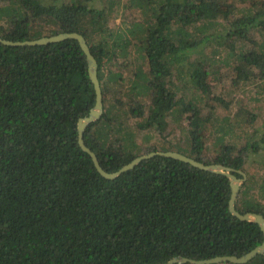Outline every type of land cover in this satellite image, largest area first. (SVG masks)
<instances>
[{
    "label": "trees",
    "instance_id": "obj_1",
    "mask_svg": "<svg viewBox=\"0 0 264 264\" xmlns=\"http://www.w3.org/2000/svg\"><path fill=\"white\" fill-rule=\"evenodd\" d=\"M88 1L3 0L0 37L84 36L97 63L103 111L83 138L101 167L113 172L141 154L172 150L167 142L144 152L148 138L137 141L136 132L153 129L163 137L170 113H188V147L181 153L232 167L237 177L236 170H244L235 208L264 216V174L255 179L244 169L245 155L264 144V131L260 141L240 147L216 140L222 145L206 160L207 134L227 131L224 122L210 124L205 108L223 99L210 91L211 68L191 60L198 52L214 57L229 49L239 82L257 80V74L263 79L264 43L234 49L236 39L248 44L255 30L264 36V2L254 10L237 0H126L123 7L137 8L139 16L109 26L116 3L102 0L105 6L97 8ZM206 43L213 45L207 53ZM173 68L195 86L194 100L184 102L168 85ZM95 96L77 39L0 41V264H156L180 256H241L261 244L259 225L229 211L225 174L155 154L114 178L101 175L77 130ZM241 111L254 121V108L236 114ZM243 264H264V253Z\"/></svg>",
    "mask_w": 264,
    "mask_h": 264
},
{
    "label": "rangeland",
    "instance_id": "obj_2",
    "mask_svg": "<svg viewBox=\"0 0 264 264\" xmlns=\"http://www.w3.org/2000/svg\"><path fill=\"white\" fill-rule=\"evenodd\" d=\"M113 1L116 4L113 6V12L108 17L109 26H114L122 21H129L139 16V11L137 8L129 7V5H127L125 8L123 7V5L126 3V0ZM262 2H264V0H244V2L242 0H237L236 5L240 7L251 6L254 10H256V8H259V5L262 4ZM0 4H4L3 0H0ZM88 4L97 8H103L105 6V3H103L102 0H89ZM142 16L146 17V14ZM247 41L249 42L248 44L245 43V40L241 41L236 39V42L233 41L235 42L234 50L237 51L240 46H245V48L257 47L260 43H264V36L255 30L249 35ZM212 47L213 45L206 43V47L203 50H205L204 52L207 53L212 49ZM234 54L235 53L229 49L223 48L218 53H216L214 57L211 55L202 56V52H198L195 55V58L191 57V60H201L203 62L201 66H203L205 69H208L209 67L211 68L209 70V74L211 76H209L210 91H212L213 95L223 99L222 103L215 104L211 111L207 110L209 107L205 108V112H209L210 124L215 127L221 125L224 122L223 125L225 126V131H227L225 134L220 132L219 135H212L213 133L207 134V138L205 140L207 143L205 158L208 161H210L218 153V148L221 147L222 144L233 143L235 146L240 147L245 143H248L251 139L252 141H260L264 131V92H258L259 87L257 86L258 83L262 88V85H264V78L259 79L260 74H257V80H253L244 84L239 82V79H237L235 76V72L232 67L234 64V61H232ZM186 60L184 61L185 63L183 65L185 68L187 67V62L189 59ZM210 60L213 61L210 62ZM126 72L124 73V77L125 79H128V74H130V72ZM168 80V85L171 88L176 87V97L179 98L180 96H185L184 102H187L190 99H195L194 96H196L197 93L194 94L192 92L195 86L188 80L184 72L179 73V69L173 68ZM124 84L128 85V82L125 81ZM208 97H210V95ZM208 101H210V99H208ZM246 107L250 108L251 111H253L254 108V121L251 123L249 121L250 117L249 115L247 116V113L241 111L240 114H236L241 110V108ZM187 118L188 113H181L178 111L170 113L166 118L168 124L165 131L163 132L165 136L162 137L153 129L143 130L136 132V140L141 141L143 135L147 136L148 141L142 144L144 147V152L155 145L157 147H161L163 145L167 146V142L168 144H173V151H184L185 148L181 147L187 148L189 139V126ZM137 120L138 119L136 118L130 119V123L134 125V122ZM218 123L220 124L218 125ZM227 126L229 127L228 130ZM216 140L219 142L222 141V144L219 147L215 145ZM185 152H187V149ZM244 169H246L249 174H255V179H258L259 174H264V144L259 146L257 151L254 152L250 150L248 154L245 155ZM241 171L245 173L244 170ZM246 177L247 176L245 173L244 180Z\"/></svg>",
    "mask_w": 264,
    "mask_h": 264
},
{
    "label": "water",
    "instance_id": "obj_3",
    "mask_svg": "<svg viewBox=\"0 0 264 264\" xmlns=\"http://www.w3.org/2000/svg\"><path fill=\"white\" fill-rule=\"evenodd\" d=\"M67 38H74L77 39L82 50L86 54V59H87V67H88V74L89 77L94 85L95 89V103L93 107L89 110V113L83 117H80L77 122V130H78V143L80 147L86 151L92 158V161L94 163L95 168L97 171L103 175L106 178H114L118 176L121 172L127 171L131 168H133L136 164H138L141 160L145 158H149L155 154H161L164 156H170L175 159L182 160L184 162L190 163L192 166L198 167L203 170L215 172V173H221L225 174L230 181V187H231V194L228 202V208L229 211L238 217L239 219L242 220H248V221H254L256 222L259 227L261 228L263 235H264V216L260 213H255V212H245V213H240L236 208H235V200L238 195L239 187L241 182L245 178V173L241 170H236L238 173L241 174L242 177H237L233 172L235 169L229 166H225L219 163H204L201 161H198L188 155H185L181 152L178 151H173V150H168V151H151L145 154H141L135 158H133L131 161L128 163L124 164L122 167H120L118 170L113 171V172H107L104 170L101 165L99 164L98 158L84 142L83 138V133L85 128L93 121L97 120L100 118L102 111H103V105H102V93L97 77V63L92 55L90 48L86 42V39L84 36L79 33V32H60L58 34L50 35V36H43L37 39L33 40H24V41H11L7 40L4 38L0 37V41L9 44V45H34V44H46L50 42H56V41H61ZM258 253H264V237L261 242V244L257 245L247 253L241 255V256H235V255H222V256H215L212 258L208 259H201V260H195V259H190L187 257H172L166 262L162 263H156V264H174V263H179L182 264L184 262H191L194 264H209V263H218V262H232L236 264H243L249 261L252 257H254Z\"/></svg>",
    "mask_w": 264,
    "mask_h": 264
}]
</instances>
